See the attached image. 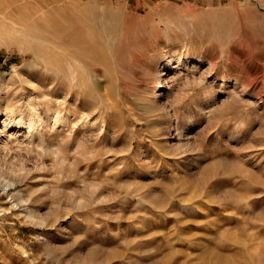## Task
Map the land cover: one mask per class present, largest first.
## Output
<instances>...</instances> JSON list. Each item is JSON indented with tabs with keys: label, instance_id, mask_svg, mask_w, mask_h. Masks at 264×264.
I'll list each match as a JSON object with an SVG mask.
<instances>
[{
	"label": "rangeland",
	"instance_id": "1",
	"mask_svg": "<svg viewBox=\"0 0 264 264\" xmlns=\"http://www.w3.org/2000/svg\"><path fill=\"white\" fill-rule=\"evenodd\" d=\"M263 6L0 0V264H264Z\"/></svg>",
	"mask_w": 264,
	"mask_h": 264
},
{
	"label": "bare ground",
	"instance_id": "2",
	"mask_svg": "<svg viewBox=\"0 0 264 264\" xmlns=\"http://www.w3.org/2000/svg\"><path fill=\"white\" fill-rule=\"evenodd\" d=\"M259 3H260V1H259ZM25 4V3H24ZM26 5V4H25ZM23 6V5H22ZM264 7V6H263ZM23 8H27V7H24L23 6ZM83 12V11H82ZM264 16V15H263ZM4 19H2V21H3ZM7 22V21H6ZM3 23V22H2ZM9 23V22H8ZM2 27V26H1ZM7 28V27H6ZM5 28V29H6ZM33 29V28H32ZM0 31H1V29H0ZM2 31H3V29H2ZM19 31H22V30H19ZM26 31V30H25ZM25 31H22L21 33L22 34H25L26 36H28L29 37V35H30V33L31 32H25ZM34 31V30H33ZM1 33V32H0ZM27 33V34H26ZM40 33V32H39ZM15 34H16V32H15ZM18 34V33H17ZM1 35V34H0ZM32 35V34H31ZM23 37H25L24 35H23ZM31 37V36H30ZM29 37V38H30ZM11 38V37H10ZM32 38H33V36H32ZM35 38V37H34ZM21 39H23V38H21ZM14 40L15 39H13V43H14ZM25 42V41H24ZM28 42V41H27ZM21 44H22V42H21ZM25 44V43H24ZM34 44V43H33ZM34 53V52H33ZM78 60V59H77ZM170 65V63L169 62H166L165 64H163V66H164V69L166 68V67H168ZM164 69H159V70H157L156 72H154L155 73V75H156V79L158 80L157 82H155V83H153V87L155 88V90L153 91V96H152V98L153 99H155L156 97H158L159 95H160V90L162 89V86H163V81H161L162 79V74H163V70ZM156 79H154V80H156ZM77 84V83H76ZM77 94V93H76ZM68 95V94H67ZM31 108V107H30ZM35 113V112H34ZM33 116V115H32ZM32 116H30V117H32ZM56 119V118H55ZM48 120H49V117H39V118H35V117H33V118H30V121H29V123L27 124L28 125V127L30 128V130L29 131H31L32 132V136L33 137H35V138H37L38 140H42L43 139V136H44V130H43V127H44V123H45V121H47V123H48ZM69 121V120H68ZM23 123V122H22ZM24 123H27V122H24ZM46 123V124H47ZM45 124V125H46ZM70 124V123H69ZM46 130V129H45Z\"/></svg>",
	"mask_w": 264,
	"mask_h": 264
}]
</instances>
